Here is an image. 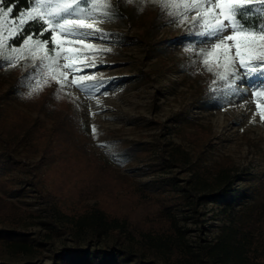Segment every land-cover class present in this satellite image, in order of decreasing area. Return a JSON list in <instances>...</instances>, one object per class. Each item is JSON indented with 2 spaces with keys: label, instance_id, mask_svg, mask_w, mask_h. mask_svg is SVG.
<instances>
[{
  "label": "rangeland",
  "instance_id": "obj_1",
  "mask_svg": "<svg viewBox=\"0 0 264 264\" xmlns=\"http://www.w3.org/2000/svg\"><path fill=\"white\" fill-rule=\"evenodd\" d=\"M128 10H115L114 20L99 25L111 35L94 42L112 51L96 54V66L79 73L102 82L90 94L52 82L28 96L22 81L31 62L0 68L5 131L27 130L0 150L1 160L17 161L0 167V260L49 264L71 245H133L118 230L79 232L56 209L73 214L98 205L128 219L136 234L166 231L172 212L197 246L214 240L233 214L245 216L253 203L249 233L262 258L255 261L264 264V121L255 115L253 89L213 91L220 83L185 50L190 43L204 46L189 36L188 23L171 22L151 0H133ZM183 148L186 156L175 152ZM225 167L236 174L233 207L211 198L185 201L186 188L198 179L213 181ZM160 264L176 263L161 258Z\"/></svg>",
  "mask_w": 264,
  "mask_h": 264
},
{
  "label": "snow or ice",
  "instance_id": "obj_2",
  "mask_svg": "<svg viewBox=\"0 0 264 264\" xmlns=\"http://www.w3.org/2000/svg\"><path fill=\"white\" fill-rule=\"evenodd\" d=\"M144 2L140 0L141 5ZM151 2L178 26L188 23L189 36L201 39L204 46L190 43L185 50L199 57L220 83L213 91L239 95L251 87L255 115L264 121V0ZM115 18L110 0H29V6L19 11L14 4L5 7L0 0V68L30 61L32 71L22 81L28 96L52 82L61 90L71 84L90 94L102 82L94 75L79 73L96 66V54L112 51L94 41L109 39L111 34L99 25ZM30 24L39 25V31L25 32ZM21 37L18 45L13 43ZM92 132H96L94 126Z\"/></svg>",
  "mask_w": 264,
  "mask_h": 264
},
{
  "label": "trees",
  "instance_id": "obj_3",
  "mask_svg": "<svg viewBox=\"0 0 264 264\" xmlns=\"http://www.w3.org/2000/svg\"><path fill=\"white\" fill-rule=\"evenodd\" d=\"M110 2L113 3L114 1L110 0ZM10 4H14L15 9L19 11L29 6V0H4L5 7ZM128 4L126 5L127 8L119 4L112 6L119 14L129 15L131 10L128 8L131 7V4L129 2ZM13 14L15 15V12ZM39 27V25L30 24L25 28V32L30 29L39 31ZM21 39L22 37L13 43L18 45ZM2 114L0 111V150L6 151L11 147L14 140H17L23 133L27 134V130L25 127L24 130H14L13 133L9 131L8 135L5 131ZM175 152L178 155L186 156L184 148ZM176 158L178 161L179 157ZM182 159L186 160V157H182ZM16 163L14 157L5 160L0 159L1 168H11ZM235 176L232 167L222 168L211 182L198 179L191 188L185 189L188 193L186 192L183 197L186 202L194 205L206 198H211L224 203L226 208L233 207L238 195L236 191L231 190ZM201 184L204 188H201ZM202 189H208L207 193H202ZM255 206L252 203L246 209L245 216L233 214L214 240L197 246L187 239L185 229L172 212H168L166 215L169 221V227L166 231L148 230L136 234L131 229L128 219L112 216L98 205L73 214L56 209L58 216L79 232L89 228L93 236H99L104 231L118 230L125 232L126 236L132 240L133 245L132 247H119L111 250L103 247L91 248L81 247L78 244L71 245L57 253L55 261L49 264H160L161 258L170 259L176 264H214L217 262L219 264H257L255 259L259 258L258 262H260L262 258L258 254L260 252L258 251L259 247L253 246L255 244L254 237L249 233L251 228H255ZM25 245L32 248V243H25ZM23 247L26 246L23 245ZM0 264L7 263L0 260ZM26 264L36 263L28 262Z\"/></svg>",
  "mask_w": 264,
  "mask_h": 264
}]
</instances>
